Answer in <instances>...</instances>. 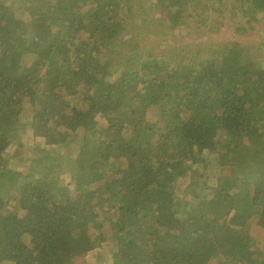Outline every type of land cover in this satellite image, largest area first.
<instances>
[{
    "label": "trees",
    "instance_id": "obj_1",
    "mask_svg": "<svg viewBox=\"0 0 264 264\" xmlns=\"http://www.w3.org/2000/svg\"><path fill=\"white\" fill-rule=\"evenodd\" d=\"M263 37L264 0H0V264H264Z\"/></svg>",
    "mask_w": 264,
    "mask_h": 264
},
{
    "label": "rangeland",
    "instance_id": "obj_2",
    "mask_svg": "<svg viewBox=\"0 0 264 264\" xmlns=\"http://www.w3.org/2000/svg\"><path fill=\"white\" fill-rule=\"evenodd\" d=\"M261 18H262V16L260 15L259 17H258V19H257V24L260 22L261 23ZM264 40V37L262 38V40L261 41H263ZM29 73V67H28V64H27V60L21 65V74H22V76H25V75H27ZM28 134H30V129L29 130H25V131H23L22 133H21V138H23L24 140H26L27 139V137H30L31 138V136H29ZM250 141H252V139H250ZM254 145L255 146H258L259 147V149H261L262 148V146H263V144H262V142H261V140L260 139H254ZM39 155H41V154H39ZM42 156V155H41ZM226 178V177H225ZM227 179H229V178H227ZM211 182V181H210ZM75 186H76V182H75V178H73V179H71L70 181H69V183H68V192H70L71 194H72V196L75 194V191H74V189H75ZM67 192V193H68ZM61 193H62V191H61ZM102 251H99V257H101V255H102V253H101Z\"/></svg>",
    "mask_w": 264,
    "mask_h": 264
}]
</instances>
